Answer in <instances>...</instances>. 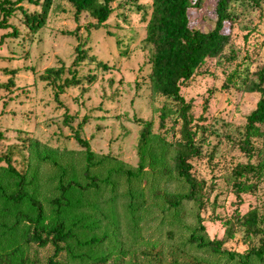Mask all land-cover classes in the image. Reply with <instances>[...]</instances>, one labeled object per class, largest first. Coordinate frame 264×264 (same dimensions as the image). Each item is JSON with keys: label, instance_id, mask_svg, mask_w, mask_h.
<instances>
[{"label": "rangeland", "instance_id": "1", "mask_svg": "<svg viewBox=\"0 0 264 264\" xmlns=\"http://www.w3.org/2000/svg\"><path fill=\"white\" fill-rule=\"evenodd\" d=\"M135 3L148 10L150 0ZM20 4L27 11L39 9L26 1ZM133 4L114 0L109 17L97 28L90 25L94 20L85 12L74 21L71 8L59 0H53L43 27L35 33L26 30L19 12L8 17L9 26L0 27V156H9L11 164L24 173L25 189L41 203L43 222L48 224L57 214L50 200L58 197V179L82 186L71 184L69 190L74 191L70 198L74 206L68 213L80 219L65 224L72 223L75 239L102 236V240L82 248L68 239L67 249L63 245L57 257L61 264L98 256L106 257L104 264H132L133 255L151 247L160 249L164 262L173 252L207 264H259L252 256L246 262L238 256L248 244L236 217L254 208L261 231L251 242L264 243V170L247 180L248 190L236 194L230 169L236 162L247 161L236 144L259 94L243 91L226 79L230 73L244 72L245 65V74L252 77L261 65L264 11L240 0L233 2L236 18L229 41L219 55L207 58L180 86L181 96L191 104V123L204 128L203 138L195 140L199 155L190 159L193 173L205 183L204 206L199 212L204 230L200 232L195 230L197 201L181 197L187 185L173 167V142L178 137L173 105L149 87L144 22ZM213 6L214 0H202L200 10L190 15V25L210 30L215 20ZM12 27L18 36L5 35ZM78 42L87 46V57L92 55L109 67L101 71L93 62L81 63L78 74H91L93 80L65 88L58 94L61 103L57 104L54 86L39 75L46 67H68ZM61 76L68 74L64 71ZM82 118L77 132L92 152L88 174L94 178V187L83 176L87 160L72 136ZM144 129L146 140L140 143ZM257 160V155L250 159ZM13 179L0 167L5 192L13 190ZM166 198L178 204L169 206ZM7 207L0 202V254L15 246L10 253L12 264L18 258L24 264H46L50 245L24 242L20 235L23 221L10 229L12 214L6 213ZM20 211L29 212L25 205ZM224 220L233 229L232 238L221 250L233 258L187 241L190 233L222 239ZM78 251L81 258L73 257Z\"/></svg>", "mask_w": 264, "mask_h": 264}, {"label": "trees", "instance_id": "2", "mask_svg": "<svg viewBox=\"0 0 264 264\" xmlns=\"http://www.w3.org/2000/svg\"><path fill=\"white\" fill-rule=\"evenodd\" d=\"M22 1L37 5V11H27L20 4ZM65 2L70 8L74 21H77L80 13L85 12L94 22V28L100 27L112 12L111 3L114 0H59ZM133 1L134 11H141V20L144 22V37L142 39L148 53L145 59L148 72V84L151 91L170 101L173 105V114L175 121L178 123V137L174 140L173 145L175 152L173 155V167L176 174L183 179L187 185V192L181 197L185 199H194L197 201L196 231L203 232L202 219L199 215L203 208V197L206 196L205 183L198 178L192 171L190 159L199 155V149L195 140H200L204 135V128L197 124H192L190 114L191 104L185 101L180 94V86L185 84L196 69L207 59L216 57L220 54L223 47L230 39V27L236 18V13L232 5L237 0H214L213 14L215 20L213 27L208 31H201L190 25V15L200 10L202 0H150L148 10ZM248 3L251 7L264 11V0H240ZM53 0H0V27H8L6 22L8 17L15 11L21 15V22L26 30L35 33L40 30L46 20L48 10ZM76 29V28H75ZM70 34V31L66 32ZM10 37L18 36L15 27L11 32L6 33ZM76 35V34H75ZM77 36V35H76ZM79 42L75 44L73 58L68 67L59 65L57 67H46L39 79L54 86L53 99L57 104L58 94L62 93L65 88L89 84L93 80V75H79L77 67L81 63L88 61L93 62L96 68L104 71L109 66L94 56L87 57V46ZM249 62L252 59L250 54L247 55ZM244 72L228 74L229 84L236 85L237 88L258 93V98L254 107L246 114L245 123L237 140V148L245 155L247 159L244 163H234L230 168L234 178V190L237 194L239 191L248 190L247 180L259 176L264 170V59L255 71L252 77ZM68 76H61L63 72ZM11 74L12 71H9ZM9 79V78H8ZM57 80V82H56ZM226 85V83H225ZM85 118L77 124V129L73 131L74 140L83 148L84 158L87 164L84 168L83 176L88 179V184L95 186L94 178L88 174L90 167V158L92 152L89 150L86 140L82 139L77 130L81 127ZM66 123V122H64ZM147 129L142 130L139 141L145 142ZM2 133L0 131V140ZM253 155H257V162H251ZM0 165L7 175L13 176V190L5 192L0 185V202L7 203V214H12L10 229H16L20 222V235L24 242H33L42 247L46 243L50 245V253L46 258V264H61L57 259L63 245L67 249L68 239H74L77 247L89 246L101 241V237L91 236L88 239L78 240L72 232V221L80 219L79 217L69 215L68 209L73 205L71 197L74 191H69L71 184L76 187H82L80 184L71 181L61 183L58 179L57 190L58 197H53L50 202L55 205L56 217L48 224L43 222L42 205L33 194L28 193L25 189L24 173L16 169L11 164L9 156H0ZM140 170V169H138ZM126 175L128 171H125ZM251 184V183H250ZM252 185V184H251ZM61 197V201L58 198ZM167 199V200H166ZM165 202L169 206H176L178 203L166 198ZM75 203L77 201L74 200ZM25 203V204H24ZM22 205H25L28 213L21 212ZM9 211V212H8ZM68 223V227L66 226ZM224 237L222 239H204L201 234L190 233L187 241L193 242L199 247H207L212 252L228 253L229 258L233 255L227 250H221L222 245L232 238V223L224 220ZM238 227L244 231V238L247 239V248L244 253H239L242 262H246L248 257H254L259 264H264V243L258 245L252 244L251 238L261 231V222L259 221L256 210L250 209L240 216L236 217ZM88 224H86V228ZM43 234V236H42ZM16 249L14 246L0 254V264H12L13 258L10 253ZM171 258L164 262V257L160 249L151 247L150 250H142L138 255L132 256V264H207L197 258H188L178 256L173 252ZM70 255L71 253L68 252ZM80 255V256H79ZM82 252L73 253V257L81 258ZM181 257V258H179ZM105 256H98L86 262L75 264H104ZM15 264H24L21 258H18Z\"/></svg>", "mask_w": 264, "mask_h": 264}]
</instances>
